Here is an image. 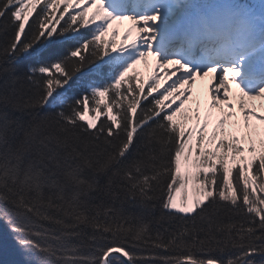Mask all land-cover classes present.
<instances>
[{
  "label": "snow or ice",
  "instance_id": "obj_1",
  "mask_svg": "<svg viewBox=\"0 0 264 264\" xmlns=\"http://www.w3.org/2000/svg\"><path fill=\"white\" fill-rule=\"evenodd\" d=\"M0 36L18 264H264V0H0Z\"/></svg>",
  "mask_w": 264,
  "mask_h": 264
},
{
  "label": "trees",
  "instance_id": "obj_2",
  "mask_svg": "<svg viewBox=\"0 0 264 264\" xmlns=\"http://www.w3.org/2000/svg\"><path fill=\"white\" fill-rule=\"evenodd\" d=\"M0 43H3V37L0 36ZM54 47H59V45H54ZM32 61L29 58H21L17 61V66L20 67L21 69H23L27 64L31 63ZM106 71V69H105ZM2 82V81H0ZM20 85H17V87H19ZM26 86V85H25ZM75 89L71 88L67 93L72 92L73 96L78 95L80 89L79 87L76 88V85H74ZM71 97V98H72ZM56 109L54 108H46L43 111L44 112H52L55 111ZM126 208H129L130 211H136V209L131 208L129 205H125ZM160 212L157 211L155 213V216H159ZM179 221H174V222H169V221H161V223L159 225L153 223V228H159L161 231L164 230V228H170V227H175L176 224H178ZM46 227H51V225H48L47 223H45ZM86 233H90V230H85ZM84 241L85 243H87V235L84 236ZM86 252V250H85ZM22 259V256L16 246V242L14 237L12 236V234L9 232V230L7 229V227L0 223V264H18V262Z\"/></svg>",
  "mask_w": 264,
  "mask_h": 264
},
{
  "label": "rangeland",
  "instance_id": "obj_3",
  "mask_svg": "<svg viewBox=\"0 0 264 264\" xmlns=\"http://www.w3.org/2000/svg\"><path fill=\"white\" fill-rule=\"evenodd\" d=\"M126 25H127V22H124L123 24H119V25H117V26L120 27L121 30H123V28H124ZM152 68H153V59H152V57H149V58H148V64H147V66H145V64H144L143 62H141L140 64L137 65V69H138L139 71H141L142 73L147 74V75L152 71ZM197 91H198V90H197ZM198 92H199V91H198ZM251 103L259 105V104L264 103V102L260 101V102L254 103V102L252 101ZM258 110H259V109H258ZM202 115H203V114H202Z\"/></svg>",
  "mask_w": 264,
  "mask_h": 264
},
{
  "label": "bare ground",
  "instance_id": "obj_4",
  "mask_svg": "<svg viewBox=\"0 0 264 264\" xmlns=\"http://www.w3.org/2000/svg\"><path fill=\"white\" fill-rule=\"evenodd\" d=\"M169 67H171V65L169 66ZM198 85H200V87L202 86L201 84H198ZM79 86L78 85H76V88H78ZM73 89H75V87H74V85H73V87H72ZM80 89V88H79ZM76 90V89H75ZM79 93V92H78ZM204 94H206L207 95V93H206V89L205 90H202L201 89V98H202V100L205 98L204 97ZM67 96L69 97V98H71L72 96H73V93L72 92H69V93H67ZM254 103H257V102H259V100H256V101H253Z\"/></svg>",
  "mask_w": 264,
  "mask_h": 264
}]
</instances>
